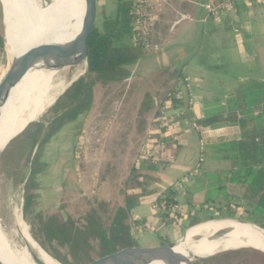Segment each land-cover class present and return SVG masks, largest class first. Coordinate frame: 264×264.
Listing matches in <instances>:
<instances>
[{
	"label": "crops",
	"instance_id": "obj_1",
	"mask_svg": "<svg viewBox=\"0 0 264 264\" xmlns=\"http://www.w3.org/2000/svg\"><path fill=\"white\" fill-rule=\"evenodd\" d=\"M211 1L164 0V10L154 25L152 35L153 42L160 46V50L126 67L131 81L136 84L134 99L139 100V105L136 103L134 106L140 111L142 106L150 107L149 111L140 112L138 119L148 121L154 117L152 107L157 111L165 94L161 95L160 91L172 80V87L181 90L183 103L191 106L196 120L222 112L229 115L233 110V99L242 85L251 80L264 81V0L263 3L254 0L253 6L241 3V8L235 5L212 17L205 8ZM146 84L148 87H144ZM232 114L236 115L233 121L206 128L183 119L167 132L168 137H179L178 157L168 169L158 174L146 173L143 191L141 189L138 190L140 193H135L139 203L132 212L135 217L132 220L137 221L140 238L145 232L146 235L153 232L159 235L157 237L153 233L154 238L144 241L161 243L159 238H162L167 239L168 243L177 242L185 236L186 232L183 235V231L186 227L191 225L194 228L207 223L205 221L208 219L200 222V217L195 214L196 218L192 219L180 198L178 204L183 208L180 212L182 220L167 224L159 213L154 216L159 211L156 202L160 194L173 186H177L181 193L198 184V192L191 198L196 204H189L188 209L193 208V212L201 207V213L210 209L207 214L203 213L202 217L205 218L208 214L224 213V206L232 208L237 205L238 208L233 210L237 209L236 213L241 215L250 216L253 212L248 203H242L240 198H235L229 192L235 185L230 180V174L238 170V162L229 158V152L217 148L224 142L243 139L238 123L242 113ZM247 129L252 130L253 125L250 124ZM212 192H216L215 199H207ZM221 208L222 213L219 211ZM186 212L188 215H185ZM143 229L145 232H142Z\"/></svg>",
	"mask_w": 264,
	"mask_h": 264
},
{
	"label": "rangeland",
	"instance_id": "obj_2",
	"mask_svg": "<svg viewBox=\"0 0 264 264\" xmlns=\"http://www.w3.org/2000/svg\"><path fill=\"white\" fill-rule=\"evenodd\" d=\"M40 1L44 10L49 12L52 0ZM116 9V0H100L98 2V17L95 28L99 32H104L105 21L115 15ZM6 35L3 7L0 1V82L11 65ZM18 46L20 47V45ZM20 49L23 52L21 47ZM84 69L85 64L82 63L77 67H68L60 71L57 79L58 90H62ZM130 78L122 83H111L107 86L96 85L94 102L90 111L65 125L45 146L41 160L44 166L37 169L31 189H26V184L31 176L32 160L37 152V147L29 158L28 150L31 143L28 141L29 134L26 131L34 130L36 124L40 122H45L48 125L50 119L56 116V111L59 112L67 105L65 100L59 101L64 95L42 115L38 122L33 123L7 148V145L5 146L6 150L4 148L0 162V231L11 246L21 249L27 244L15 223L14 214L16 210L20 211L22 220L31 231L29 223L24 219L25 198L29 194L35 195L32 203V215L37 213L49 214L55 210H60L65 219L71 218L78 225H84L88 214L95 211L105 227H108L117 209L125 206V184L133 167H136V162L138 160L143 161L141 153L146 150L144 146L148 140L150 122L152 123L156 111V108L152 107L155 110L152 113L154 117H150L148 121L137 118L141 114L139 108L134 105L136 103L139 105V100L134 99L136 84L134 85ZM173 84L174 81L172 80L164 86L160 94L163 95L168 86L171 85L170 87H172ZM144 87H148L147 84ZM54 107L57 108L56 111H52ZM162 148L165 149V144ZM150 153L154 155L157 150L154 149ZM141 182L145 183L146 179L143 178ZM197 192L198 184L193 188L182 190L179 194L180 202L185 210L192 215V219L196 218L195 215H197L200 217V219L198 218L200 222L204 219H208L205 222L226 219L246 221L264 227V219L256 220L257 218L252 215L237 214V209L233 210L235 207L238 208L237 205L232 206V208L224 206L223 208L226 207L224 213H222L223 208H221L219 211L222 214L213 216L208 214L205 215L206 218L202 216L207 214L206 212L210 209H205L204 214L201 213V207L198 211L192 212L193 208L192 210L188 208L189 204L192 206L196 204L191 198ZM135 193H140V191L130 192L133 195H136ZM215 194L216 192H212L207 199H215ZM243 202L247 203V201L242 200ZM178 206L180 207V205ZM137 207L138 203L133 210ZM153 210L155 211V209ZM182 210L183 208L180 207L176 213L179 214ZM187 212L185 215H188ZM155 213L154 216H158L159 211L157 210ZM133 222H136L133 227L134 236L139 239L141 230L138 228L137 221L133 220ZM191 228V225L186 227L183 235L184 232L188 233ZM226 231L231 230L226 229L216 236H212L211 239L214 240L223 234H227ZM142 232H145L144 229ZM153 233L151 235H146V232L142 233V238L139 241L144 243V239H152L155 235L159 236L158 233H154L155 235ZM199 239L201 238L196 237L193 240ZM159 240L161 243L169 242L167 239L159 238ZM99 246V244H93L88 249L93 251L92 257H96L93 249ZM61 251L58 252L66 257V262L73 264L75 256H66V253ZM196 263L264 264V252L253 248H243L219 253L205 260L196 261Z\"/></svg>",
	"mask_w": 264,
	"mask_h": 264
},
{
	"label": "trees",
	"instance_id": "obj_3",
	"mask_svg": "<svg viewBox=\"0 0 264 264\" xmlns=\"http://www.w3.org/2000/svg\"><path fill=\"white\" fill-rule=\"evenodd\" d=\"M116 1V13L105 21L104 32H99L95 28L90 37L88 74L73 84L59 100H65L67 105L59 112L54 107L52 111L57 113L50 119L48 125L45 122H40L36 124L34 130L26 131L29 134L28 141L31 143L28 150L29 158L37 147V152L32 160L31 176L26 184L28 190L32 188L33 177L37 174V169L44 166L41 160L45 146L65 125L90 111L94 102L96 85L107 86L111 83L124 82L130 76L126 67L137 64L148 55L144 51L139 37L140 0ZM254 2V0H249L248 3L253 6ZM241 3L244 1L236 0V8ZM169 93L174 94L168 109L169 114L174 118V123L189 119L198 126L206 128L233 121L236 115L232 113L241 111L242 117L238 123L243 132V139L224 142L217 148L220 151L229 152L231 154L229 158L238 162L239 165L238 170L230 174V180L235 185L229 189V192L235 198L247 201L253 210L251 214L257 218L256 220L264 219V81L251 80L242 85L239 94L233 99V110L229 112V115L222 112L208 116L203 120H196L192 115L191 106L185 105L182 97H177L181 90L169 87L150 125V127L156 126L158 129L157 137L162 138L165 149H160L156 154L145 157L140 167L136 168V165L133 167L125 184V206L117 209L108 227H105L95 211L88 214L84 225H78L71 218L65 219L60 210L49 214L32 215V203L35 195L26 196L24 219L31 227V235L55 260L60 263L66 262V257L58 252L61 250L66 253V256L74 257L91 248L93 244L108 246L138 240L133 234L132 228L136 222L132 220V212L139 203V197L130 194V192L141 189L143 191L145 185L141 182V178H147L146 173L158 174L160 171L168 169L178 157L180 150L179 137L177 135L168 137V127H159L156 121L163 107L162 103L166 101ZM146 110H150L147 105L142 106L140 112L143 114ZM250 124L253 125V129L248 131L247 128ZM259 166L261 167L259 168ZM224 190L223 192L227 195ZM179 194L177 186H173L161 193L156 202L159 215L164 218L167 224L176 223L182 218V214L175 212V207L179 205ZM259 227L264 229L262 226ZM32 256L37 264H43L35 253Z\"/></svg>",
	"mask_w": 264,
	"mask_h": 264
},
{
	"label": "bare ground",
	"instance_id": "obj_4",
	"mask_svg": "<svg viewBox=\"0 0 264 264\" xmlns=\"http://www.w3.org/2000/svg\"><path fill=\"white\" fill-rule=\"evenodd\" d=\"M3 1L8 13L7 45L12 60L38 44L73 41V51L76 54L70 60V65L79 66L82 60L79 45L83 0H52L49 12L44 10L40 0ZM80 9L81 12H79ZM16 18L22 23L20 24L22 33L17 30ZM43 26L46 27L41 29ZM26 30H29L28 33H25ZM82 74L83 71L74 78ZM58 75L51 71L50 60L42 61L8 93L6 103L0 107V162L7 142L20 133L27 124L39 120L64 92L68 83L62 90H58ZM54 77H57L56 85L52 84ZM14 216L15 223L27 244L21 249L13 247L0 231V264H34L32 256L34 253L46 264H60L32 237L29 226L21 218L20 211L16 210ZM226 229L233 230V232L226 234L221 241L210 242L213 235ZM258 231L259 229L254 226L241 225L234 221L215 220L190 229L187 242L180 244L176 250L193 260L206 259L219 253L243 248H253L264 252V238L255 236ZM196 237H200L201 240L194 241ZM108 264L165 263L147 260L140 263L135 260L112 257Z\"/></svg>",
	"mask_w": 264,
	"mask_h": 264
},
{
	"label": "water",
	"instance_id": "obj_5",
	"mask_svg": "<svg viewBox=\"0 0 264 264\" xmlns=\"http://www.w3.org/2000/svg\"><path fill=\"white\" fill-rule=\"evenodd\" d=\"M0 1L3 7L4 22H5L6 34H7L8 13L4 1L3 0ZM83 1H84L83 10H82L83 19L80 30L81 34L79 33L81 36V42L79 46L82 55V60L80 64L82 63L85 64V69L83 70L82 75L72 79L68 83L64 92L56 99L53 105H55V103L59 100V98L62 95H65L67 90L73 84H75L77 81H79L81 78L85 77L88 74L89 40L96 26L99 0H83ZM79 12H81V9L79 10ZM19 19H21V17H19ZM15 21L17 22L16 27L18 32L22 33L20 26V24H22L21 21L18 20L17 18L15 19ZM28 31L29 30H26L25 33L26 32L28 33ZM6 40L8 41L7 35H6ZM73 45H74L73 41L69 43L38 44L34 47L27 49L23 54H21L19 57L13 60L11 59L10 56V60H11L10 68L7 74L0 82V107L6 103V98L8 93L13 88H15L38 63L42 61L50 60L51 71L53 73H59L60 71L68 67H77L74 65H70V60L74 58L76 54L73 51ZM56 79L57 77H54L52 79L53 85H56ZM36 122H38V120L27 124L26 127L20 133L16 134V136L11 138L7 142L6 148L13 140H15L20 135H22L33 123ZM218 221H234L241 225L254 226L257 229H259L258 233H256L255 236L264 238V229L255 224L246 221L244 222V221L226 220V219L218 220ZM232 232L233 230L227 232V234H230ZM217 234L218 233H216L213 236H216ZM225 235L226 234H223L222 236L214 240L210 239L211 240L210 242L221 241ZM187 237H188V233H186L185 236L180 241L173 243H157V242H147V241H144L143 243L139 240H135L132 242L116 243L108 246H99L93 249L96 254V257H92L91 254L93 251H89L87 249L81 252L80 254H78L77 256H75L73 264H108V261L112 257H117L122 260H135V261H139L140 263L147 260L150 262H163L165 264H197L196 261L205 260L200 258L193 260L189 258L186 254H183L176 250V248L180 244H184L187 242ZM200 240L201 239L196 241H200ZM42 263L46 264L44 261H42ZM34 264H37L35 260H34ZM60 264H71V263L65 262Z\"/></svg>",
	"mask_w": 264,
	"mask_h": 264
},
{
	"label": "built area",
	"instance_id": "obj_6",
	"mask_svg": "<svg viewBox=\"0 0 264 264\" xmlns=\"http://www.w3.org/2000/svg\"><path fill=\"white\" fill-rule=\"evenodd\" d=\"M244 3H248L249 0H243ZM258 2V0H256ZM263 3V0L259 1ZM236 5V0H230L228 2H219V1H211L209 4L205 6L207 12L211 16H217L218 13L226 11L228 9H232ZM164 10V0H140V21L138 22L139 27V37L142 41V46L144 51L147 54L158 52L160 50V46L153 42L152 35H153V28L155 23L159 19V15ZM174 94L169 93L167 95L166 101L162 103V109L157 116V123L159 127L166 128L168 127V131L175 128L176 123H174V118L169 114L168 109L171 106V99L173 98ZM177 97H182L181 93L177 94ZM158 129L156 126L152 127L149 131L148 140L146 141V145L144 148L146 150L141 153L142 160L148 155H151L154 149L159 151L163 149L164 141L162 138L157 137ZM166 136V135H165ZM142 161L139 160L136 162V166L140 167ZM193 175H191L192 177ZM179 206L175 207V212L179 211ZM134 230V228H133ZM134 234V232H133Z\"/></svg>",
	"mask_w": 264,
	"mask_h": 264
}]
</instances>
